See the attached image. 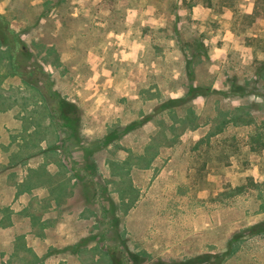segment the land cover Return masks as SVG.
Wrapping results in <instances>:
<instances>
[{"label":"rangeland","instance_id":"374dc122","mask_svg":"<svg viewBox=\"0 0 264 264\" xmlns=\"http://www.w3.org/2000/svg\"><path fill=\"white\" fill-rule=\"evenodd\" d=\"M254 11L263 17L249 24ZM0 14L23 39L15 52L19 74L0 40V94L23 86L30 97L35 82L57 126L59 97L80 108L83 135L78 144L65 128L57 131L54 149L60 151L63 135L64 163L34 152L17 164L9 152L26 145L18 141L24 138L20 120L0 117V264H112L99 242L111 224L91 186L95 177L115 180L119 225L129 248L150 257L146 264L204 253H227L221 264H264V150L246 145L264 120V75L258 72L264 68V0H0ZM191 81L210 89L184 103L201 123L181 130L156 110L162 100L183 96ZM237 107L248 108L255 123L229 122L207 144L215 123ZM115 127L120 136L106 145L101 138ZM232 135L240 151L227 145L232 155L225 157L220 141ZM86 147L95 148L94 170L83 157ZM55 167L65 168L73 196L59 216L64 224L41 238L30 231V212L40 201L27 184L55 181L44 174ZM16 172L21 186H15ZM248 176L255 186L226 196Z\"/></svg>","mask_w":264,"mask_h":264},{"label":"trees","instance_id":"16d2710c","mask_svg":"<svg viewBox=\"0 0 264 264\" xmlns=\"http://www.w3.org/2000/svg\"><path fill=\"white\" fill-rule=\"evenodd\" d=\"M247 17L249 19V24H250L254 21H258L259 19H261L263 15L261 13H258V11H254L253 13L249 14ZM0 40L10 47L11 60H12L11 64L13 71L17 74L21 73L16 70L15 52L18 51V48L22 49L23 39L20 33L14 28H12L8 20L2 14H0ZM27 54L30 56L32 55L31 51L29 50L27 51ZM258 72L260 76L264 75L263 74L264 68L262 69V71L260 70ZM29 82L31 83V81ZM32 84L36 85V87H39L35 82H32ZM233 88L236 89V91H240V92H243V90H245L242 85H237L235 83H233ZM209 89L210 86L197 85L194 84L193 81H191L187 84L186 93L183 96L169 97L166 98L165 100H162L156 110V113L158 114L168 113L169 115H171L174 120L173 123L178 122L181 130L187 128L195 129L201 123L198 120L199 117L195 113L194 108H192V106H190L189 104L184 105V103L190 99H195L199 95L202 96L208 95L207 91ZM213 90L217 91V89L215 88H213ZM58 104L59 106H58L57 117L60 119V122L57 123L60 133L62 134V129L65 128L64 133L67 134V136L73 138L75 140V143L77 142L78 144H80L83 138V135L81 133L80 108L74 102H71L63 97L58 98ZM179 105H183L182 111L184 112L182 114H179L180 112L178 111L177 108ZM254 118L255 117L252 116L251 111L248 110V108L237 107L234 113H232L231 117L227 119L224 116V118L221 121L215 123L213 129L208 133L207 144H209L211 141L209 139L210 136L220 133L228 125H230L227 123L231 122L232 125H251L255 123ZM145 120L146 119L134 120L129 124H127L126 126H124L122 130L124 132H128L133 128L139 126ZM116 128L117 127L113 128L105 136L101 138V140H103V143H106L107 145L110 142H112L114 139L119 138L120 136L119 130ZM177 134L178 133H175V135ZM61 139H62L61 148L62 151L65 152V149H63L64 148L63 135ZM246 143H247L246 145H248V151L261 152L262 150H264V120L260 122L259 126H256V129L253 131V133L249 134L248 141ZM220 145H222L221 149L222 151H224L223 155L225 157L228 155L230 156L232 155V154H228L229 151L228 146L233 147L234 149L233 152H237L238 150L240 151V146H238V139H236V135H232L230 136V138L227 137L223 138L222 141H220ZM94 150L95 148L92 149L89 147H86L83 150V157L84 159H86L89 168L93 170L96 168L95 163L92 159V154L94 153ZM237 153L239 154V152ZM75 176L77 177L78 174L75 173ZM91 177L93 176L91 175ZM95 178H96L95 179L96 183H93V185L91 186L95 188V196L97 198L100 211L103 214L106 212L110 214L107 217V219L110 221L111 224L109 228L105 229V232L103 231L100 233L99 242L103 245L104 249L109 254L112 264H146L147 260H149L150 257L144 255L141 252L134 251L131 248H129V245L127 243V238L123 235L122 229L119 225L120 220L118 214L116 213L117 211L116 202L111 196L110 191L101 181V178L100 177L98 179L97 177ZM78 179H80L79 176ZM255 185L256 183L252 178V176H248L246 183L238 184L237 186L231 187L230 189L225 190L224 192H226L225 193L226 196H233L243 192L246 189V187L255 186ZM226 255L227 253L225 254L204 253V254L192 256L184 261L158 260L153 264H221L225 259Z\"/></svg>","mask_w":264,"mask_h":264},{"label":"crops","instance_id":"0c3cea01","mask_svg":"<svg viewBox=\"0 0 264 264\" xmlns=\"http://www.w3.org/2000/svg\"><path fill=\"white\" fill-rule=\"evenodd\" d=\"M16 91H12L10 88L9 90L12 93H6V94H0L2 95L3 105H0V117H6V119H9L10 117L12 119H19L21 123V137H24L23 140L19 139L18 141H22V145L24 148L20 145L16 147V144L14 146V149L9 152V159H16V162L20 161L17 164H20L21 162L26 161L29 157L32 156L34 152H39L40 155L37 156H53L56 159V162L58 164L64 163L63 161L66 159L64 151H62L60 147V151L57 149H54L55 143L58 139L57 131L59 133V128L57 124L52 123V112L50 109V105L48 101L45 98H42V94L40 90L38 91V88H34V92L32 96H27L25 94V88L23 86H17ZM6 90V89H5ZM51 114V116H50ZM7 124V122H5ZM42 129V132H39V129ZM45 130V132H44ZM27 135V136H26ZM61 139V138H60ZM4 143V142H3ZM8 143V142H5ZM61 143V141H60ZM46 147V148H45ZM59 154L62 155L63 158L59 156ZM66 163V162H65ZM68 173L74 174V170L72 167L67 166ZM54 169V171H52ZM51 171L48 172V170H44V174L46 175H55V178L53 182L45 183L43 182L40 184V186H37L33 183L27 184V187H30L29 190L31 192V195L33 200L35 202L40 201V208H35L33 211H31V217H30V224L32 227H30L31 232H35L40 236L41 238H47L48 237V230L56 228L58 229L59 225L64 224L65 220H63L61 217V213L63 212V208L71 206L70 204V198L73 196V182L69 179L66 181V177L68 174L64 172V175H62V171L64 169L61 167H55ZM61 171V172H60ZM18 172H16V179L18 178ZM113 171L111 169L110 174H112ZM1 176V173H0ZM76 178V177H75ZM109 178V177H108ZM43 179V178H42ZM24 179L19 178L15 182V186H21L22 184L18 181H22ZM111 181L115 180H108V182H104L107 189L110 191L111 196L113 197L114 201L116 202V198L113 196V190H115V187L110 186ZM33 184V185H32ZM46 191L47 193L37 197L36 192ZM39 190V191H38ZM35 191V193H33ZM57 192L54 194V192ZM117 208H120L117 204ZM120 206H122L120 204ZM55 207L57 209L55 212L57 214H53ZM80 208V207H79ZM82 208V207H81ZM79 209V211H82V209ZM123 208V207H122ZM63 217V216H62ZM87 221V220H85ZM94 223V222H92ZM91 223V224H92ZM59 230H65V226H62L59 228ZM89 230V228L87 229ZM207 230V227L201 228V232ZM206 233V231H205ZM84 234L79 236L80 238L83 237ZM90 241H88V246ZM129 245V244H128ZM104 249V248H103ZM105 250V249H104ZM134 251H137L136 249H132ZM179 250V249H174ZM80 249L78 248L76 250V254H79ZM181 252V251H180ZM174 254V253H172Z\"/></svg>","mask_w":264,"mask_h":264}]
</instances>
